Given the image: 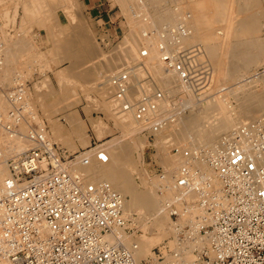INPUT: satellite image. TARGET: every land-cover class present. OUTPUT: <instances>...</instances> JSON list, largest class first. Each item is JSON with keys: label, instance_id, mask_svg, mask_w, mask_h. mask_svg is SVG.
I'll use <instances>...</instances> for the list:
<instances>
[{"label": "built area", "instance_id": "built-area-1", "mask_svg": "<svg viewBox=\"0 0 264 264\" xmlns=\"http://www.w3.org/2000/svg\"><path fill=\"white\" fill-rule=\"evenodd\" d=\"M187 51L191 59L192 51ZM169 57L165 63L173 62ZM168 69L176 70L190 91L207 84L208 76H200L191 62H175ZM8 98L10 114L22 112L19 96ZM230 135L222 150L206 156L212 176L187 165L176 180V200L198 203L202 212L179 222L171 201L177 236L137 261L129 248L109 238L119 240L118 231H128L124 196L109 182L89 181L84 171L91 163L85 153L91 149L97 148L98 160H107L103 143L70 152L42 131L29 129L31 146L10 159V175L0 188V262L264 264V116L237 125ZM192 192L196 197L186 199Z\"/></svg>", "mask_w": 264, "mask_h": 264}, {"label": "rangeland", "instance_id": "rangeland-1", "mask_svg": "<svg viewBox=\"0 0 264 264\" xmlns=\"http://www.w3.org/2000/svg\"><path fill=\"white\" fill-rule=\"evenodd\" d=\"M136 1L137 0H135V1L134 0H127L126 4H122L123 2L121 0L120 1L119 0H82V1L79 0V2H80V3L78 2L79 6L78 5L74 6V9L76 10V12H74V15L71 18L70 16H68V14L70 13V10H66L67 11L66 12L63 8H61L62 4H60V0H0V4L3 5L2 8L0 9V43H1L0 48H2V45H4L3 42H5V43L9 42L10 43L11 39H13V38H15V39L24 38L27 41V43L29 42L28 44H30V46H31V44H33L31 46V49H30V51L32 50L34 52L33 53L31 51V55H30L31 58L30 57H24L21 59L22 61L24 60L23 62H27L26 61L27 59L31 61V63H30L31 65L30 64L28 65L29 69L27 67H26L27 69H25L26 74L22 78L23 79L22 82L24 84V87L28 91H30L32 93V95L35 96L33 98L34 102H35V111L31 112V113L30 112L26 113L25 111H22L23 115H21L23 122H25V124L27 125L26 126L27 127V131H26L27 134H28L29 129H31V128L41 131L42 127H43V130L46 128L47 129L46 132H48L49 134H50V132L52 133V129H51L52 126L51 125H52L53 121H58L59 123L63 124V126L69 127V122H68L69 120H68L67 116H69V114L71 112H73V113L75 112L77 114V116L80 118V120H82V121L84 120L83 122L85 123L91 137L100 139L101 143H104L105 141L111 140L113 138H117V139L121 138L122 141L125 142V144L133 147L135 145V142H136L135 140H139V139L141 140L142 139V140L146 141L144 143L143 149L137 150L135 155H134L135 157L140 159V161H139L140 172L135 174V176H133L132 174L131 175L128 174L127 176L134 177L135 185L137 184L136 187L139 189L141 188L143 190L148 189L149 191H151V195L146 200L147 205L141 206V207H136V208H134V211L132 213H130V215H127V217H129V224H128L129 230L131 227H134L133 230H130V231L128 230L127 233L129 235L131 233H132V235H139V233L143 234V231L139 227L141 225H147V224L152 223L154 218H153V215L151 212H153L155 215H158L163 220V223H165L168 226V227H166L167 233L162 235L161 239L159 240V242H157V244H156V242L153 243V245L151 247L150 254L148 255V256H150L156 246H158L162 242L166 241L167 239H171L172 237L177 236L178 221H177V218L175 216L172 217L171 212H170V205L172 202H169L166 199V196L169 195L170 190L166 187L167 184H165V186H164L162 181H160L161 178H159V177H161L162 175H163V177H165V176L167 177V175L169 173L167 172L168 173L167 174L166 171H169L170 172V181L169 182H173L175 184L177 178L182 174V171L186 170L187 165L189 167L191 166L193 169L200 168L199 166H197L194 163V159H195L194 156H189L186 161H182V159H181L182 162H174V160H173V158H174L173 157L174 156L173 149H175L176 147L178 149L181 148L179 150V152L181 153V151L184 148L181 145L182 143L178 142V140H175L176 144L174 143L175 137L170 138L173 136V134L169 133L170 132V130H169L170 124H166V122H168L170 120V118H171V120L175 119V117L177 116L175 112H179V115L182 113L181 115H183V116H189L190 115V113H191L190 109L191 108L187 105H184V104L182 105L183 99H187V97L189 99H191L190 102L193 105H195L194 108H196V111L198 112V108H197L198 105H204V104L209 105L212 102V99L215 100L219 93L228 92L229 90H231L230 88L234 87V85L237 84V82H243L244 80H248V79L252 80V79H255V77L258 75L260 76V78L264 77V60L255 64L252 67L251 71L247 72V74H244L240 79H238V80L221 79V81L220 80L218 81L219 84L217 85V83H215V78H211L213 76H210L213 74L212 72H214L213 71L214 64H213V59H211L210 54L206 51L207 49H205L206 46H203V45H205L204 43H201L200 41H198V42L195 41L197 43L196 44L193 41V44H194L193 45L192 41H190V43H187L185 45L186 42L181 41L180 42L181 44H179V42H178V44L180 46H178L176 43V46H178V47L172 45L173 48L175 47L174 49L176 51L172 48V50H174V51L170 52L172 46L171 47H169V46L171 45V43H169L167 37H164V36L165 35L171 36V34H172L174 37L178 36V38H176V39L179 40V36H180L179 34H180V32L182 33L185 30V28L187 30H185L184 33L186 31H187L186 33H189L188 26H186L184 23H183V26L180 24V22H179L180 17H177L178 21H176V23H174L176 25L178 23L180 24V25L178 24L179 27H177L174 24L170 26V24L166 23L167 21L172 20V18L168 19V16L167 17L164 16V18L160 22L161 24L158 25V26H161V28L164 30L163 33H162L160 27L158 28L157 26L151 27L150 29L148 27L149 30H147V31H145L147 29V27L146 28L144 27V29L142 27L141 28H139V27L135 28L133 26L134 25L133 21L136 17L140 16L141 9L138 7L140 10L137 11V10H135V9H137V7L135 8V7L130 6V5H134L133 2H135L136 5H134V6H138ZM170 1H172V2H170ZM206 1H208V0H206ZM249 1H252V0H249ZM120 2H121V4H120ZM162 2L166 3L165 5L168 4L167 6H169L168 8H170L169 10H171V11L177 10L176 8H178V6H179L178 3H181V4L184 3L185 5L182 4L184 9L183 8H181V9L184 10L185 13H187L188 17L190 14V13H188V10L193 11L192 8H188L189 7L188 1L185 2V0H182V1L180 0V2L178 0H168V1L164 0ZM192 2H194V1H192ZM259 2H260L261 8L258 9V11H256V13L259 12V14H261V16H260L261 26L259 27L258 31H256L253 34V36L263 37L264 36V14H263V12H264V5H263L264 0L263 1L259 0ZM186 3L188 4L187 7H185L187 5ZM66 4L72 5L71 2H68ZM66 4H64V7L66 6ZM59 5H60V7H59ZM121 5L126 6V8L124 9L123 6H121ZM52 6L54 8L57 7V11L59 13L58 18H59L60 22L62 23V25L64 26L66 31H68V32L71 31L72 25H74V24L76 25L77 21L84 23V24L81 23V25L83 27H85V33L87 35H89L92 43L97 47V49H99V51L101 50L100 52H102L101 53L102 56L103 55L107 56V57L105 56V58H107L109 60L110 64L112 63L111 66H107L108 60L105 59L104 57H102L101 55H100L101 57L99 55H97L98 56L97 58L93 57L92 59L91 58L86 59L88 61L85 62V66L82 64V66L80 65L79 68H78V65L76 64L75 58L69 57L67 55H62L61 58H59L60 60L57 59V61H54L55 55L54 56L52 55L53 53H51V49H52V52L55 50L54 46H53V43H54L53 39H54L55 34L52 33L53 31L50 30V27L51 26L53 27L52 24L55 23L56 18L55 17L50 18V20L48 19L47 22L45 19L46 10H48V11L51 10L53 8ZM129 7H131V8H129ZM163 7H165V6H163ZM128 8H129V10H128ZM208 10L211 11L209 9V7H208V9L205 8V12L209 13ZM249 10L254 12L253 11L254 8H250ZM127 11L129 14L127 13ZM151 11H154V10L151 8ZM77 13H78V15H77ZM134 13H136V14L139 13V15L138 16L133 15ZM79 16L82 18V20L80 19ZM131 17L132 18L135 17V18L132 19ZM174 19H175V17L173 18V20ZM73 20L75 22H73ZM150 22L153 23L152 17L150 18ZM165 25H167L166 27H168V28H166ZM218 25H220V26L218 27L217 31L219 33L225 32L224 31L225 27H223L224 25L223 24H218ZM133 27L136 29L135 31H137V33H139L140 31L143 33H142V35L139 34L140 37L137 36L136 38H133V41H131L132 40L131 36L133 34V33H131V31H134ZM176 27H177V29H175ZM165 28H166V31H165ZM138 29H139V32H138ZM172 31H173V33H172ZM136 34H134V35L136 36ZM23 35L25 37H23ZM60 37H61L62 43L63 44L65 43L64 45L69 46L68 34L66 32H63L60 35ZM128 37H129V39H127V40H130V41L127 42L126 38H128ZM93 40H94V42H93ZM12 41H14V39ZM124 41H125V43H124ZM126 42H127L128 47L126 46ZM129 42L131 43L132 46L134 43H135V45H137L136 57L138 59H136V57H131L128 54L129 49L132 48V46L129 44ZM120 44H121V46L119 47L120 48L119 49L118 46ZM198 44H199V46H198ZM122 45H123L124 49H122ZM182 45H183V48H182ZM129 46H131V47L129 48ZM202 46H203L204 51H203V49H200V48H202ZM197 47H199V49H197ZM3 48L0 49V54H1V51L3 50ZM114 48L115 49L118 48V49L115 50ZM184 48H185V50H184ZM147 49H148V51H150V54H147V51H145ZM167 49H169V50L167 52H165V50H167ZM181 49H182V51L184 50V53L182 51H180ZM187 49H190V51H192L191 59H189V60L187 59V55L185 54L188 52ZM110 50L111 51L113 50V51L110 52ZM141 50L144 52H142ZM196 50H198V51L200 50L199 52L201 55V59L199 58L200 57V55L198 54L199 52ZM201 51L204 52V54ZM205 52H206V55H205ZM110 53H111V55H109ZM176 53H178V55H176ZM40 55H41V58H40ZM171 55L174 56L173 62H171V64L169 62L165 63L163 58L169 57ZM193 55H194V57H193ZM42 56H45V57L42 58ZM185 56H186V58H185ZM205 56H207V57H205ZM209 56H210V58H209L210 60L207 59L206 62L208 64L206 65L205 60ZM118 57H120V58L118 60H116ZM36 58H37V62H35ZM196 58H197V60H196ZM62 59H64V60H62ZM120 59H121V61H120ZM129 59H130V61L128 62ZM40 60H41V62H43V60H45L46 62L48 61L46 64V65H48V67L44 63L42 64L40 62ZM171 60L172 59L170 58V61ZM200 60H202V61L200 62ZM183 61L193 63L195 65V69L199 70L198 73L200 76L207 75L209 73L207 75L208 76L207 84L202 86L197 92H195L194 90L190 91V90L186 89V87H184L185 88L184 89L181 86H180L181 88H178V90H180V91H176V88L178 87L177 86L178 81L180 83V80H181L180 78H178L180 80L176 81L177 85H175L173 87L171 85L166 87L168 84V79L166 77V73H165L166 71H164V69L170 70V69H168V67H169L168 65H172L175 62L183 63ZM209 61L212 62L211 65H210ZM199 62L201 64L203 63V65H202L203 67L200 65ZM92 63L94 66H97V65L99 66V68H100L99 72L94 71L95 67L92 65ZM101 63L105 64L106 67L103 66V64H101ZM133 63H136V64H133ZM196 63H197V67H196ZM39 64H41V65H39ZM120 64H121L120 69L121 70L124 69L123 71L119 70ZM126 64H128V65L130 64L131 66L130 65L128 66ZM144 64H145V67H144ZM71 65H72V67H71ZM205 65L209 68V70ZM67 67H69V68L71 67V69H73V67H74L73 71L75 70V68L76 69L78 68L77 70H75L77 74L73 72L71 79H65L63 81V79H61L59 77V71L63 68L67 69ZM162 67H164V68H162ZM205 67H206V69H205ZM103 68L105 70H103ZM109 68L111 70H108ZM116 68H118L117 69L118 71L116 70ZM200 68H202L201 71H200ZM15 70L16 71L13 70V73L10 75L9 80L5 79V81H3L2 77H4V76L0 75V87L1 88L5 87V85H6L5 82L9 81L8 83L12 82V84H13L15 79L17 80L21 77V75H18L17 68H15ZM87 70L90 71L91 75H93L92 72H95V74L97 73L100 75L99 76L93 75V77L91 75L90 76L88 75V77L86 76L87 78H81L83 76L82 74H84ZM137 70H138V72H136ZM111 71L114 72L113 75H112ZM142 71L144 72V74ZM163 71H164V73H163ZM202 71L203 72L206 71V72L203 73ZM15 72H17V73L15 74ZM118 72L120 73V75H118L119 74ZM134 72H136V73H134ZM106 73H109L110 75L109 74L107 75ZM132 73H134L135 75ZM139 73H142V74H139ZM195 73L197 74V72H195ZM126 74H128V76ZM125 76H126V78L128 77L127 80H125L126 78H123ZM135 76H137V77H135ZM177 76L180 77L179 74ZM103 79H105V80H103ZM114 79L116 81L117 80L118 81L116 82ZM120 81H121V83H120ZM44 82H45V84H44ZM148 82L150 84H148ZM108 83L110 84V87H109ZM132 83L134 85H137L139 83L137 86H135V89L136 90L138 89L140 91V95H138L139 91H137V94H131V95H129V93H126L127 95L123 94L122 90H124L125 85L127 88L128 85L133 86ZM135 83H137V84H135ZM113 84L115 86H113ZM144 85H147V86H144ZM262 85L263 84H261V82H258L254 88L258 92H259V90L261 92V90L263 89ZM6 86H8V85H6ZM131 86L129 87L130 89H131ZM8 87L11 88L10 86H8ZM8 87H5V88H8ZM99 87L100 88L103 87V88L99 89ZM113 87H114V89L115 88L116 89L114 90ZM146 87H147V89H149L148 91H147ZM104 88H105V91H104ZM120 88H122V89H120ZM129 88L127 89L126 92L129 91ZM170 88H171V90H170ZM195 88L198 89V86H196ZM67 89H69V91L72 92V94L69 91H67ZM222 89H224V90H222ZM60 90H62V91H60ZM108 90L109 91L112 90V91L109 93ZM113 90H114V92H113ZM152 90H153V92H150ZM155 90H157V91H155ZM168 90L170 92H168ZM51 91H53V92L56 91V94L58 96H60L61 98L60 97L58 98V96H57V98L54 99L53 100L54 102H53L52 99L55 97H54V95H51V96H49L48 102H51V104H53L54 106L53 105L50 107L49 106H41V101H40L41 95L45 92L49 93ZM102 91H104V92H102ZM144 91H145V93H144ZM171 91H173V92L171 93ZM57 92L58 93L60 92V93L58 94ZM61 92H63L64 95ZM141 92H142V94H141ZM103 93H105V94L102 95ZM209 93H212V94L209 95ZM215 94H216V96H215ZM38 95H40V97ZM67 95H68V97H67ZM153 95L161 96V97H159L161 99H163V97H164V101H166L164 103L166 105L163 103L164 107H162V109H159L160 112L157 109L158 112L157 111H154V112L151 111V112H148L149 113V115H148L147 111H146V115H145L144 114L145 109L150 108L149 104L152 103L151 109H153L152 108L153 106H154V109L156 108V106L154 105V104H156L154 102L155 99H152ZM63 96L66 98H63ZM134 96H137V97H134ZM210 96L212 97V99L210 98ZM51 97H53V98H51ZM115 98H117V99H115ZM200 98H202L201 99V100H203L202 102H201ZM230 98H231V102H232L233 107L238 109L239 105H238L237 99L236 98L234 99V97H232V96H230ZM61 99H62V101H61ZM118 99H120V101ZM193 99L198 100V102H201V103L198 104V102L196 101V103L194 104L195 101ZM57 100H58V102H57ZM131 100H132L133 104H132ZM175 100H176V102H175ZM207 100H210V101L207 102ZM70 101L72 102L71 105H70V103H71ZM77 101H78V103H76ZM109 101H111L112 103L116 102L117 104H111ZM127 101L129 102V104ZM142 101H143V103H141ZM204 101H206V103H204ZM60 102H61V104H60ZM68 102H70V103H68ZM153 102H154V104H153ZM124 103H127V105ZM123 105L125 106V108ZM91 106H92V108H91ZM127 106H129V107H127ZM58 107H59V109H56ZM11 108H10V111H11ZM46 108L48 109V111ZM121 109H122V111H121ZM125 109L126 110L132 109L133 113L132 114L130 113L131 115L129 114L130 117H127V115H124V114H126ZM87 110H89V112ZM44 111H46V113ZM136 111H137V113H136ZM36 112H37V115H36ZM142 112H143V114H142ZM135 113L139 114V116L136 115ZM199 113H201L200 110H199ZM34 114H35V116H34ZM48 115H50L51 117L49 116L50 117L49 118ZM167 115H169V116L167 117ZM262 116H264V115H262ZM34 117H36V118H34ZM91 118L96 119V120L102 119L104 121V123L106 122L105 125H107L109 132L104 134V136L103 135L101 136V134L98 133L97 130H95L93 124L91 123ZM129 118H130V121H129ZM158 118L161 121L158 120ZM154 120L158 123H161V125H162V126L160 125L161 129H164L163 131L161 130L163 133H165V134H163L161 132L164 136L163 139L161 138L162 135L159 134V131H158L159 129L158 130L154 129L155 125L157 126V124H154V126L149 125L150 122L151 123L155 122ZM201 120H202V121H200L201 125L203 124L204 126L206 125L205 127H207L209 122L203 118H201ZM1 121L3 123L5 122L4 125H2V127L6 125L8 127L9 126L13 127L14 130H18V131H22V129H23L21 126L22 124H19L20 122L15 121V118H13V120L10 119V120H6V121L1 119ZM205 121L208 122V124ZM246 121L250 122L249 119ZM107 122H108V124H107ZM41 123H43V126H40ZM25 124H24V126H25ZM239 124H243V123H239ZM239 124H237V125H239ZM163 126L164 127L166 126V127L163 128ZM39 127H41V128H39ZM133 129H134V131H133ZM166 133L168 134V136L171 135V136H169V138L171 139L170 141H172V139H173V142H172L173 144H171V142L167 140L169 138L166 137V135H167ZM136 134H138V135H136ZM51 137H53V136L50 135V138ZM51 140L53 142H57L58 144H60L64 148H66V146L63 143H61L60 141H57L54 137L51 138ZM159 141L162 142V144H160ZM163 146H166V147L163 148ZM112 148H115V146L114 145L107 146L106 151L108 153H110ZM66 149L70 152L78 151V149L72 150V151L69 150L68 148H66ZM186 149H188V148H186ZM162 152H164V154L168 153V155L166 154L167 156H169V155L171 156L173 154L172 157L169 156L170 159L173 160V161H171L170 166L166 163L167 161H165V159L163 158V156L166 157V155H163V156L161 155ZM180 153H178V154H180ZM178 154H176V155H178ZM178 156H181V155H178ZM12 157H13V155L11 157L9 156L6 160V164H7L8 169H10L9 168V161ZM161 159L164 160L165 165ZM176 160H177V158H176ZM177 161H180V159ZM200 169L203 172H205V170L203 168H200ZM9 173H10V170H9ZM115 175L118 176L119 172L118 171L115 172ZM163 177L161 180H163ZM158 179H159V182L157 181ZM120 193H122V192H120ZM192 193H193V198L196 197V192H192ZM158 194H159V196L162 195L161 196L162 198H164L163 196L166 195L164 200L163 199H162V201L159 200L161 198L157 196ZM172 194L175 195L176 191L175 192L171 191L170 196H172ZM174 197L175 196L172 197L173 200H174ZM127 198H129V196H127ZM178 212H179V217H178L179 222H184V221H188V220L192 219V218L184 217V215L181 214L182 212L180 210H178ZM170 242L173 243V239L170 240ZM176 246L180 247V243H178ZM148 256L142 258L141 260L146 259ZM187 258L190 259L191 257L187 256ZM141 260H138V261H141Z\"/></svg>", "mask_w": 264, "mask_h": 264}, {"label": "bare ground", "instance_id": "bare-ground-1", "mask_svg": "<svg viewBox=\"0 0 264 264\" xmlns=\"http://www.w3.org/2000/svg\"><path fill=\"white\" fill-rule=\"evenodd\" d=\"M121 1L123 2L122 4H126V2H127V0H121ZM162 1H164V0H137L136 2H137L138 6H134L136 4H135V2H133L134 5H130V6H133L135 8L137 7V9L134 8L137 11L141 9L140 16L142 15L140 17V16H138L139 13L138 14H136V13L133 14V15H137L138 16L136 18L134 17L135 19L131 17L132 19H134V21H133L134 25L133 26L135 28H137V27L141 28L142 27L143 29H144V27L145 28L147 27V29L145 31L149 30L151 27H156L157 26L158 28L160 27V29H161V31L163 33L164 30L161 28V26H158V25L161 24L160 22L162 21L164 16H166V17L168 16V19L172 18V20H169L167 22L165 21L166 23L170 24V26L173 25L174 23H176V21H178L177 17H180V21H179L180 24L183 26V23H184L186 26H188L189 33H186L187 31L184 33V31L187 30V29L186 28H185V30L183 29L184 31L182 33L180 32V34H179L180 35L179 36V40L176 39V38H178V36L174 37L172 34H171V36L170 35H165L164 37H167L168 42L171 43V45L169 44L170 45L169 47H171L172 45L176 46V43H177L178 46H180L179 44H181L180 43L181 41L186 42L185 45L187 43H190V41H192V44H193V41H194V43H196L195 41H197V42L200 41L201 43H204L205 45H203V46H206L205 49H207L206 51L210 54L211 59H213V64H214V66H213L214 67L213 68L214 72H212L213 74L210 75V76H213L211 78H215V83H217V85L219 84L218 81L219 80L221 81V79H224V80H238V79H240L244 74H247V72L251 71L252 67L255 64H257L258 62L264 60V36L263 37L253 36V34L256 31H258L259 27L261 26V19H260L261 14H259V12L256 13V11H258V9L261 8L259 0H252V1H249V0H208V1H206V0H185V2L188 1V4H189L188 8H192L193 9V11H191V10L189 11L188 10V13H190L189 17L187 15V13H185V11L181 9V8L184 9V7L182 5L184 3H182V4L178 3L179 6H178V8H176L177 10L176 11L175 10L171 11V10H169L170 8H168L169 6H167L168 4L165 5L166 3H163ZM178 1L180 2V0H178ZM192 1H194V2H192ZM68 2H71L72 5H67L66 3H68ZM78 2H79V0H69V1L68 0H60V4H62L61 8H63L65 11L66 10H70V13L68 14V16H70L71 18L74 15V12H76V10L74 9V6H77V5L79 6L80 2L79 3ZM170 2H172V1H170ZM64 4H66L65 7H64ZM120 4H121V2H120ZM188 4L185 7H187ZM2 6L3 5L0 4V9L2 8ZM121 6H123L124 9L126 8V6H124V5H121ZM163 6H165V7H163ZM59 7H60V5H59ZM208 7L211 10V11L208 10L209 13L205 12V8L208 9ZM129 8H131V7H129ZM129 8H128V10H129ZM151 8L154 11H151ZM250 8H254V10H253L254 12L249 10ZM127 13H128V11H127ZM263 14H264V12H263ZM58 15H59V13L57 11V7L56 8L53 7L51 10H49V11L46 10V12H45L46 22L48 21V19L50 20V18H54V17L56 18L55 19V23L52 24L53 27L52 26H51L52 28L50 27V30L53 31L52 33L55 34L54 35V39H53V42H54L53 46H54L55 50L52 52V49H51V53H53L52 55L53 56L55 55L54 59L56 58L54 61H57V59L60 58L62 55H67L69 57L75 58L76 64L78 65V68H79L80 65L82 66V64L85 66V62L88 61L86 59H88V58L90 59L91 57L92 58L93 57L97 58L98 57L97 55H99V56L101 55L102 56V54H101L102 52H100L101 50L99 51V49H97V47L92 43L89 35H87L85 33V27H83L81 25V23H83V22H78L77 21L76 25L75 24L72 25L71 31L68 32V31L65 30L64 26L60 22V20L58 18ZM77 15H78V13H77ZM81 17H80V19L82 20ZM151 17L153 18V23L150 22V18ZM174 17H175V19L173 20ZM74 20H73V22H75ZM178 24L177 25L174 24V25L179 27L180 24L179 25ZM218 24H223L224 25V26L223 25L222 26L225 27L224 28L225 32L219 33L217 31L218 27L220 26ZM166 26L167 25H165V27ZM148 27H149V29H148ZM177 27L175 29H177ZM135 28H134V31L136 30ZM166 28H168V27H166ZM166 28H165V31H166ZM134 31H131V33H133L132 36H131L132 37L131 41H133V38H136L137 36L140 37L139 34L142 35V33H143L141 31L139 32V29H138L139 33H137V31H135V32ZM63 32H66L68 34V40H69L68 44H69V46L66 45L67 47L62 44V40H61V37H60V35ZM172 33H173V31H172ZM134 34H136V36ZM23 37H25V36L23 35ZM13 39H14V41H12ZM13 39H11L10 43L9 42L8 43L3 42V44L5 46L2 45V48L3 47L4 48H3V50L1 51V54H0V75L4 76L3 79L5 78L6 74H10L11 73L12 68H18V70H23V72H24L25 69L28 68V65L31 63V61L28 60V59L26 60L27 62H23L24 60L22 61L21 59L24 58V57H30L31 51H32V50L30 51V49H31V46L33 44H31V46H30V44H28L29 42L27 43V41L24 38H21V39L13 38ZM127 39H129V37L126 38V41L127 42L130 41V40H127ZM93 42H94V40H93ZM127 42H126V46H127ZM178 42H179V44H178ZM124 43H125V41H124ZM129 44L131 45L130 42H129ZM199 44H198V46H199ZM120 46H121V44L118 46V48ZM131 46H129V48ZM178 46H176V47H178ZM203 46L200 49H203ZM2 48H0V49H2ZM172 48H173V46L171 47L170 52L175 50L174 49L175 47L173 48L174 50H172ZM182 48H183V45H182ZM117 49H115V50H117ZM122 49H124L123 45H122ZM197 49H199V47H197ZM168 50L169 49H167V51ZM184 50H185V48H184ZM184 50L182 51V49H181L180 51H182L184 53ZM112 51L110 50V52H112ZM145 51H147V54H150V51H148V49L145 50ZM196 51H198V50H196ZM203 51H204V49H203ZM142 52H144V51H142ZM202 53L204 54V52H202ZM128 54L131 57H136L137 45H135V43L133 44L132 48L129 49ZM198 54L200 55V52ZM109 55H111V53ZM176 55H178V53H176ZM205 55H206V52H205ZM105 56L103 55L102 57L105 58ZM207 56H205V57H207ZM210 56L208 58H206V60H205L206 65L208 64L206 61H207V59L210 58ZM43 57H45V56H42V58ZM193 57H194V55H193ZM40 58H41V55H40ZM119 58L120 57H118L116 60H118ZM185 58H186V56H185ZM199 58L201 59V55H200ZM11 59L13 60V62H15L14 63V64H16L15 66H14L13 63L11 65V63H10ZM105 59H107V58H105ZM136 59H138V58L136 57ZM41 60H40V62H41ZM62 60H64V59H62ZM196 60H197V58H196ZM120 61H121V59H120ZM129 61H130V59L128 60V62ZM201 61L202 60H200V62ZM35 62H37V58H36ZM47 62L45 60H43V62H41V63L42 64L44 63L46 65ZM93 63H92V65H93ZM209 63L211 65L212 62L209 61ZM101 64H103V63H101ZM111 64H110V62L108 60L107 66H111ZM133 64H136V63H133ZM10 65L13 66V67L11 68ZM39 65H41V64H39ZM126 65H128V64H126ZM196 65H197V63H196ZM200 65L202 66L203 63L202 64L200 63ZM46 66L48 67V65H46ZM103 66H105V64H103ZM71 67H72V65H71ZM71 67L70 68L67 67V69L63 68V69H61L59 71V77L61 79H63V81L65 79H71V76H72L73 72L76 73L75 70H77L78 68L77 69L75 68V70L73 71L74 67H73V69H71ZM94 67L96 68V69L94 68V71L95 72H99V70H100L99 66L97 65V66H94ZM120 67H121V64L119 66V70L123 71L124 69L121 70ZM144 67H145V64H144ZM206 67H205V69H206ZM9 68H11L10 71L7 70ZM162 68H164V67H162ZM117 69L118 68H116V70ZM201 69L202 68H200V71H201ZM13 70H15V69H13ZM103 70H105V69L103 68ZM108 70H111V69L109 68ZM208 70H209V68H208ZM88 71L89 70H87L84 74H82L83 75L82 78H87L88 75L89 76L91 75L90 71L89 72ZM164 71H166L165 73H166V77L168 79V84H167L166 87H168L170 85L172 87L177 85L176 81L180 80V79H178L180 77L177 76L178 74H177L176 70L164 69ZM164 71H163V73H164ZM95 72H92L94 76H99L100 75V74H97V73L95 74ZM136 72H138V70ZM136 72H134V73H136ZM204 72H206V71H204ZM16 73L17 72H15V74ZM18 73H19L18 75H21L19 71H18ZM113 73L114 72H112V75H113ZM134 73H132V74H134ZM106 74L108 75L109 73H106ZM139 74H142V73H139ZM143 74H144V72H143ZM93 75H91V76L93 77ZM118 75H120V73ZM126 75L128 76V74H126ZM135 77H137V76H135ZM22 78H19L17 80L15 79L14 88L12 87L13 90L10 89V91L7 92L6 90H3V87L1 88L2 90H0V188L3 186L5 179L8 178L9 175H10V173H9L10 169H8L7 164H6L7 158L9 156L11 157L12 155L16 156V155L20 154L21 152H23L24 150L28 149L31 146L30 145L31 144V139L27 136V132H26L27 131V127H26L27 125L25 124V122H23L20 112L17 113L16 116H12L10 114V112H9L10 108L12 107V105L10 103V100L8 98L9 94H17L19 96L20 100H21V104L23 105L24 102H25V104H26L25 108H27V109L28 108H30V109L33 108V106H32L33 102L31 103V101H30V97L33 96V95H31V92L26 91V88L25 89L23 88V85H22L23 82H21V80H23ZM123 78H126V76L123 77ZM127 78L125 80H127ZM5 79H8V77L5 78ZM105 79H103V80H105ZM258 82H261V84H263L262 85L263 89L261 90V92H260V90L258 92L254 88L255 85H257ZM120 83H121V81H120ZM44 84H45V82H44ZM114 84H113V86H115ZM135 84H137V83H135ZM148 84H150V83L148 82ZM132 85L133 86L130 85L131 89L129 88V91L127 92V93H129V95L137 94V91H139L138 89L137 90L135 89V86H137V85H134L133 83H132ZM144 86H147V85H144ZM177 86L178 87L176 88V91H180V90H178V88L186 87V85L184 84V82L182 80H180V83L178 81V85ZM100 87H99V89L103 88V87L102 88H100ZM109 87H110V84H109ZM128 87H129V85H128ZM113 89H114V87H113ZM120 89H122V88H120ZM146 89H147V87H146ZM186 89H188V88H186ZM230 89L231 90H229L226 93H219L217 95L216 99L214 98L215 100H213L212 97L210 96V98L212 99V102L211 103L209 102L210 103L209 105L208 104H206V105L205 104L204 105H198V107H197L198 108V112L196 111V108H194L195 105H193L190 102L191 99H189L188 97H187V99H183L184 97L182 98L183 99L182 105L184 104V105H187V106H189L191 108L190 109L191 110L190 115L189 116H183V115H181L182 113L179 115V112H175L174 111L176 113V115H177L175 117V119L171 120V118H170V120L168 122H166V124H170L169 125V130H170L169 133L173 134V136L170 137V138H174L175 137L176 139L174 138V143H175V140H178V142L182 143L181 145L184 148L181 151V153L178 152L180 154L177 153L178 155H181V156H178V155L174 154V156H173L174 157L173 158L174 162L186 161L189 156H194V158H195L194 159V163L197 166H199L200 168H203L205 170V172L207 173V175L209 174V176H212V174L210 172V166H209V163H208L207 157H206L208 152H216V151L222 150L224 148V146L227 144V140L230 138V136H231L230 134L235 129L237 124H239V123H243V124H245V123L246 124L254 123V121H257V119L261 118L262 115H264V77L260 78V76L258 75V76L255 77V79H252V80L248 79V80H244L243 82H237V84L234 85V87H232ZM114 90H113V92H114ZM148 90L149 89H147V91ZM170 90H171V88H170ZM222 90H224V89H222ZM60 91H62V90H60ZM67 91H69V89H67ZM104 91H105V88H104ZM104 91H102V92H104ZM111 91H109V93ZM145 91H144V93H145ZM155 91H157V90H155ZM173 91H171V93ZM150 92H153V90L150 91ZM168 92H170V91L168 90ZM61 93L63 94V92H61ZM70 93L72 94V92H70ZM105 93H103L102 95H104ZM141 94H142V92H141ZM210 94H212V93H209V95ZM51 95H54V97H55V98L51 97V98H53L52 101L54 99H56L57 96H58L56 94V91L55 92L51 91L49 93H44V95L41 96V99H40V100H42L41 101V103H42L41 105L49 106V107L52 106L53 104H51V102H48L49 101V96H51ZM138 95H140V91H139ZM215 96H216V94H215ZM230 96L234 97V99L235 98L237 99V102H238V105H239L238 109L233 107ZM59 97L60 96H58V98ZM67 97H68V95H67ZM134 97H137V96H134ZM159 97L156 96V95H153L152 99H155L154 102L157 105L154 104V102H153V104L156 106V108L154 109V106H153L152 108L154 110L151 109V104L152 103L151 104L148 103L150 108L145 109V113H144L145 115H146V111H147V114L149 115L148 112H151V111L154 112V111H157V109L159 111V109H162V107H164L163 105L165 104L164 102H166V101H164V97H163V99H161ZM63 98H66V97L63 96ZM115 99H117V98H115ZM201 99L202 98H200V100ZM118 100L120 101V99H118ZM132 100H131V102H132ZM210 100H207V102L210 101ZM29 101H30V103H29ZM61 101H62V99H61ZM194 101H195L194 104L196 103V101L198 102V100H194ZM202 101L203 100H201V102ZM57 102H58V100H57ZM70 102H68V103H70ZM109 102L111 104H117L116 102L115 103H112L111 101H109ZM175 102H176V100H175ZM201 102H198V104L201 103ZM76 103H78V101ZM141 103H143V101ZM204 103H206V101H204ZM60 104H61V102H60ZM71 104H72V102L70 103V105ZM124 104L127 105V103H124ZM128 104H129V102H128ZM132 104H133V102H132ZM127 107H129V106H127ZM91 108H92V106H91ZM124 108H125V106H124ZM27 109H25V110L27 111ZM56 109H59V107L56 108ZM32 110L34 112V109H32ZM199 110H200L201 113H199ZM47 111H48V109H47ZM87 111L89 112V110H87ZM121 111H122V109H121ZM44 112L46 113V111H44ZM125 112H126V114H124V115H127V117H130V115L133 113L132 109H129V110L125 109ZM136 113H137V111H136ZM142 114H143V112H142ZM36 115H37V112H36ZM136 115L139 116V114H136ZM34 116H35V114H34ZM49 116L50 115H48V117ZM168 116L169 115H167V117ZM13 118H15V121H20L22 123V125H21L22 128H23L22 131L14 130L13 127H10V126L8 127L6 125L2 127V125H4L5 122L3 123L1 121V119L6 121L7 119H12L13 120ZM34 118H36V117H34ZM67 118L69 120L68 122L70 123L69 127L63 126V124L58 123V121H53V123L51 122L52 123V125H51L52 126V128H51L52 129V133L50 131H49L50 134L48 132H46L47 131L46 128H45L46 130L45 129L43 130V127H42V130H41L42 133L49 140H51V138L54 137L57 141H60L61 143H63L66 146V148H68L71 151L72 150H77L78 146L86 147L87 145H89L90 144V134H89V131H88L85 123L83 122L84 120L83 121L80 120V118L77 116V114L75 112L74 113H70L69 116H67ZM201 118H203V119H205V120H207L209 122V124H208V122L205 121L208 124L207 127H205L206 125L205 126L203 124L201 125V123H200V121H202ZM248 119L250 120V122L246 121ZM158 120H160V119L158 118ZM129 121H130V118H129ZM91 122H92L95 130H97L98 133L101 134V136L102 135L104 136V134L109 132V129H108L107 125H105L106 122L104 123V121L102 119H97L96 120V119H92L91 118ZM24 124H25V126H24ZM107 124H108V122H107ZM154 124H157V126L155 125L154 129H157V130L159 129L158 130L159 134L162 135L161 138L163 139V137H164L163 134H165V133L162 132L164 129H161V126H162L161 123H158V122L155 121V122H152V123L150 122L149 125L150 126L151 125L154 126ZM40 126H43V123H41ZM165 127L163 126V128H165ZM39 128H41V127H39ZM133 131H134V129H133ZM50 135L53 136V137L50 138ZM136 135H138V134H136ZM169 136H171V135H169ZM169 136H168V134L166 135V137H168V138H169ZM170 138L167 139V140L170 141L171 140ZM135 141L136 142H135V145L133 147L128 146L127 144H125V142H123L121 138L120 139L113 138L111 140L105 141L103 143V145H102L103 146L102 148H103V151L105 152V155H106V158H107L106 161H100V160L97 159V155H96V153H97L96 149L97 148L91 149V150H89V151H87L85 153L86 155L91 157V163L89 165L85 166V168H84V171H85V173H86V175L88 177V180L91 181V182H101V181L109 182L116 190H118L119 192H122L123 194L122 193L121 194L124 196V199H125V214L126 215H130V213H132L134 211V208H136V207H141V206L147 205L146 200L151 195V191H149L148 189L147 190H145V189L143 190L141 188L139 189V188L136 187L137 184L135 185L134 177L127 176L128 174H130V175L132 174L133 176H135V174L140 172V169H139V161H140V159L135 157L134 155H135L137 150L143 149L144 143L146 141L142 140V139L141 140L140 139L139 140H135ZM170 142H171V144H173L172 143L173 139ZM159 143L162 144V142H160V141H159ZM111 145H114L115 148H112L111 152L108 153L106 151V147L107 146H111ZM166 146H163V148L166 147ZM186 148H188V149H186ZM162 153H161L162 156L166 155V154L168 155V153H166V154H164V152H162ZM188 153H189V156L186 157L185 154H188ZM167 155H166V157L163 156V158L165 159V161H167L166 163L170 166L171 165V161H173V160L170 159V157H172L173 154L171 156L169 155L170 157L167 156ZM176 158H177V160L180 159V161H177ZM181 159H182V161H181ZM162 162L164 163V160H162ZM164 165H165V163H164ZM117 171L119 172L118 176L115 175V172H117ZM166 173L168 174L167 177L166 176L163 177V175H162L159 178L162 179V177H163V180L160 179V181H162L164 186H165V184H167L166 187L170 190V192L171 191L175 192L176 191L175 189H178V188H177L176 184H174L173 182H169L170 181V172L166 171ZM157 181L159 182V179ZM170 192H169L168 196L164 195L163 197L165 198V196H166V199L169 202H171V201L176 202V205H177L176 210L177 209L180 210L182 212L181 214L184 215V217H188V218H192L193 219L196 215H198V213L202 212V209H201V207L199 206L198 203L183 205V202L176 200V197H174V200H173L172 197L175 196V195L172 194V196H170ZM127 196H129V198H127ZM157 196L161 198L159 200H161V201H162V199L164 200V198L161 197L162 195L159 196V194H158ZM186 197H187L186 199H188V200L189 199H193V193H189L188 195H186ZM178 210H177V212H178ZM173 211L174 210L172 208H170L171 214H172ZM151 213H152L153 218H154L152 223L147 224V225H141L139 227L143 231V234L139 233V235H132V233H131L129 235L128 233L124 232L123 230H119L118 231V235L120 237L119 240H118L117 236H115V235L109 237L111 241H113L115 243L123 244L124 246L129 248L133 252V255H134V257H135V259L137 261L141 260L142 258H144L146 256H148L150 254L151 247H152L153 243L156 242V244H157V242H159V240L161 239L162 235L167 233V228L166 227H168V226L165 223H163V220L158 215H155L153 212H151ZM133 228L134 227H131L130 230H133ZM128 230H129V226H128ZM0 264H10V263L8 261H2V262H0Z\"/></svg>", "mask_w": 264, "mask_h": 264}, {"label": "crops", "instance_id": "crops-1", "mask_svg": "<svg viewBox=\"0 0 264 264\" xmlns=\"http://www.w3.org/2000/svg\"><path fill=\"white\" fill-rule=\"evenodd\" d=\"M63 44V43H62ZM64 45V44H63ZM66 46V45H65ZM67 47V46H66ZM61 58V57H60ZM56 59V58H55ZM59 59V58H58ZM91 59H92V57H91ZM10 63H11V65H12V63L14 64L15 62H13V60L11 59V61H10ZM10 65V66H11ZM16 64H14V66H15ZM13 66H11V68H12ZM11 68H9V69H7V70H11ZM13 69H15V68H12V71H11V73L10 74H12V72H13ZM17 70H18V68H17ZM8 71V72H9ZM14 71H16V70H14ZM19 72H20V74H21V77L20 78H22V77H24L23 75H25L26 73H25V71L23 72V70H18ZM7 72V73H8ZM23 74H22V73ZM10 74H6V77H8V79L7 80H9V77H10ZM19 74V73H18ZM5 77V78H6ZM3 78V77H2ZM4 78V79H5ZM82 78V77H81ZM3 79V81H5ZM9 81H7V82H5L6 83V85H8V86H10L11 88H5V87H8V86H6L5 85V87L3 88V90H5L6 89V91L8 92V91H10V89H13L14 88V83H15V81L13 82V84H12V82L11 83H8ZM21 82H22V80H21ZM12 84V85H11ZM23 85V88L25 89V87H24V84H22ZM13 87V88H12ZM0 89H1V87H0ZM2 90V89H1ZM26 91H28L27 89H26ZM30 92V91H29ZM46 93V92H45ZM31 95H32V93H31ZM44 95V93L41 95V96H43ZM33 97H35L34 95L33 96H31L30 97V101H31V103H32V106H33V108L32 109H34V111H35V102H34V99H33ZM39 97H40V95H39ZM33 99V100H32ZM40 99H41V97H40ZM30 101H29V103H30ZM39 101V100H38ZM40 101H42V100H40ZM34 104V105H33ZM42 104V103H41ZM41 106H43V105H41ZM26 107V104H25V102H24V104L22 105V110L21 111H25L26 113H27V111L28 112H33V110L32 109H30V108H25ZM25 109H27V111L25 110ZM10 112V111H9ZM71 113H73V112H71ZM20 114L21 115H23V112H20ZM7 120H10V119H7ZM18 122H20V121H18ZM59 123V122H58ZM92 123V122H91ZM19 124H22L21 122L19 123ZM61 124V123H60ZM70 124V123H69ZM101 140L100 139H98V138H92L91 137V135H90V144L89 145H87L86 147H83V146H78V150H81V149H88V148H90L91 147V145L93 144V143H95V142H100Z\"/></svg>", "mask_w": 264, "mask_h": 264}]
</instances>
